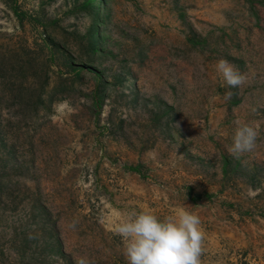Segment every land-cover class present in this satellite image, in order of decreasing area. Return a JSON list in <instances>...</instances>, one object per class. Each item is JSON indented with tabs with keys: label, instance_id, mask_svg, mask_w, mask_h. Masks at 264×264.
Instances as JSON below:
<instances>
[{
	"label": "rangeland",
	"instance_id": "374dc122",
	"mask_svg": "<svg viewBox=\"0 0 264 264\" xmlns=\"http://www.w3.org/2000/svg\"><path fill=\"white\" fill-rule=\"evenodd\" d=\"M182 205L264 264V0H0V264H126L114 210Z\"/></svg>",
	"mask_w": 264,
	"mask_h": 264
},
{
	"label": "clouds",
	"instance_id": "9594fccd",
	"mask_svg": "<svg viewBox=\"0 0 264 264\" xmlns=\"http://www.w3.org/2000/svg\"><path fill=\"white\" fill-rule=\"evenodd\" d=\"M216 72L223 83L238 88L246 82L245 74L227 59H219ZM232 93H226L231 99ZM257 132L247 125L238 126L228 147L229 154L239 157L256 147ZM191 206H179L166 216H158L151 210H114L115 219L110 230L122 243V255L126 264H202L206 233L198 215ZM75 227L74 224L69 225ZM76 264H92L86 257H78Z\"/></svg>",
	"mask_w": 264,
	"mask_h": 264
},
{
	"label": "trees",
	"instance_id": "16d2710c",
	"mask_svg": "<svg viewBox=\"0 0 264 264\" xmlns=\"http://www.w3.org/2000/svg\"><path fill=\"white\" fill-rule=\"evenodd\" d=\"M94 36H95V34L93 33L92 35H91V42L93 43V41H94ZM92 46H93V44H92Z\"/></svg>",
	"mask_w": 264,
	"mask_h": 264
}]
</instances>
